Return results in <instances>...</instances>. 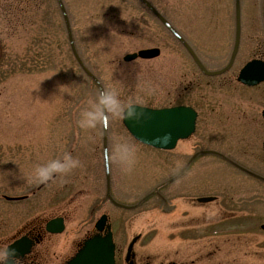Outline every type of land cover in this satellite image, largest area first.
<instances>
[{
  "label": "rangeland",
  "instance_id": "374dc122",
  "mask_svg": "<svg viewBox=\"0 0 264 264\" xmlns=\"http://www.w3.org/2000/svg\"><path fill=\"white\" fill-rule=\"evenodd\" d=\"M149 1L210 68L224 63L233 40V0ZM62 2L78 54L104 89L115 91L124 102L154 107L189 102L199 116L194 133L179 146L217 149L246 161L264 175L261 151L264 121L260 115L264 107V82L243 86L221 76L205 77L176 38L140 0ZM262 4L264 0H240L241 39L236 68L253 52L264 56ZM149 46L159 47V55L148 60H122L125 53ZM97 93L94 81L72 56L56 0H0V145L11 147L12 151V158L6 160L12 166L6 163L1 171L5 175L10 173L6 179L21 178L19 181L23 182V173L31 169L34 183L36 164L65 151L80 160L78 167L59 174V178H63L66 195L72 179L77 177L84 189L82 197L65 198L63 202L48 199L44 206L32 197L26 203L30 204V213L24 218L41 212L66 214L62 232L52 237L53 244L62 246L64 254L72 251L74 242L96 217L98 209L93 214L90 208L93 205L98 208L96 188L103 186V140L106 157L117 138L136 146L131 168L106 158L111 183L121 187L130 199V193L137 195L140 190H149L157 177L161 179L169 171L172 151L135 140L124 128L121 115L110 117L94 128H82L77 123L81 109L95 100ZM199 158L208 164L202 170L198 168L196 177L212 182L240 177L223 161L217 163L218 157L203 154ZM256 191L262 197L256 204V210L261 212L257 217L259 223L264 218V185L256 182ZM151 202L150 199L145 204L151 206ZM16 204L21 207L12 206L13 210L24 209L23 202ZM136 211L112 207L116 226H120V213L130 216ZM159 214L144 206L140 215H131L132 225L144 233L140 241L184 242V234L168 230L173 214ZM155 225L159 226L152 230ZM117 234L121 238L130 233L122 234L118 228ZM192 239L199 240L197 234ZM257 249L262 252L264 246ZM256 256L262 255L256 250Z\"/></svg>",
  "mask_w": 264,
  "mask_h": 264
},
{
  "label": "flooded vegetation",
  "instance_id": "af4514ba",
  "mask_svg": "<svg viewBox=\"0 0 264 264\" xmlns=\"http://www.w3.org/2000/svg\"><path fill=\"white\" fill-rule=\"evenodd\" d=\"M251 57L264 58L257 52H253ZM237 71L233 60L231 66L218 75L234 81ZM179 103L182 101L172 105ZM197 149L174 146L170 150L168 175L161 179L157 177L149 190H140L138 196L130 193L131 199L122 193L121 187L114 186L111 179L108 186L104 181L102 188H96L99 192L95 200L98 208L90 205V213L94 214L98 209L96 217L90 227L84 229L83 237L103 233L104 226L98 231L94 226L95 220L103 215L112 234L114 264H264V250L257 249L264 246V218L258 223V213L261 212L256 210L257 201L262 198L261 193L257 194L256 181L262 182V179L252 176L250 164L244 160L228 163L239 171L241 176L238 178H221L212 182L209 178L196 177L198 168L202 170L208 164L193 162L197 154L192 156ZM11 152V147L0 145V264L7 261L11 264H64L82 239L74 242L70 253L64 254L62 246L53 244L52 237L59 232L50 231L54 224L48 222L54 217H61L64 222L66 214L41 212L24 218L26 213H30V204L26 206V203L32 197L41 201L43 206L48 199L55 198L59 202L65 198L79 199L84 195V189L76 177L72 179L69 193L64 195L65 185L59 174L47 181L33 183L31 169L23 173V182L19 181L21 178L6 179L10 173L5 175L1 169H4L6 162H3L7 157L12 158ZM10 164L7 163L8 166ZM150 199L151 206L145 204ZM21 202L24 209L13 210L12 206L21 207V204H16ZM144 206L159 215L173 214L168 230L184 234V242L140 241L144 233L132 225L130 218H134L131 215H140ZM112 207L137 211L130 216L120 213V226H116ZM118 228L122 234H130L118 238ZM193 234H197L199 240L192 239ZM256 250L261 257L256 256Z\"/></svg>",
  "mask_w": 264,
  "mask_h": 264
},
{
  "label": "water",
  "instance_id": "95a60500",
  "mask_svg": "<svg viewBox=\"0 0 264 264\" xmlns=\"http://www.w3.org/2000/svg\"><path fill=\"white\" fill-rule=\"evenodd\" d=\"M148 4L146 0H141ZM60 10L62 12L70 44L75 58L83 66L77 53L73 48L71 41V35L68 27L67 16L61 0H57ZM239 5L236 0L235 3V45L232 52V56L235 53L238 44L239 37ZM161 22L178 38V40L184 45L187 51L192 55L193 59L197 63L200 69L203 67L191 48L183 40V38L177 33V31L167 22V20L159 13L155 12ZM158 53V48H146L140 49L135 53L127 54L124 59L133 58L136 55L141 57H151ZM220 72V71H218ZM239 79L247 84H254L264 79V63L258 60H252L247 62L241 69ZM99 89L101 85L98 83ZM138 105V104H137ZM264 117V110H263ZM195 111L188 106H175L166 108H149L138 105V114L134 117L122 116V121L128 131L137 139L142 142L151 144L156 147L170 148L174 145L175 140L179 137L187 136L194 128ZM264 148V140H263ZM57 225L53 228L54 231H60L62 229L61 220L57 219ZM103 220L99 222V228H101ZM66 264H113L112 258V242L110 233L104 236H92L84 240L83 246L79 251L70 258Z\"/></svg>",
  "mask_w": 264,
  "mask_h": 264
},
{
  "label": "clouds",
  "instance_id": "9594fccd",
  "mask_svg": "<svg viewBox=\"0 0 264 264\" xmlns=\"http://www.w3.org/2000/svg\"><path fill=\"white\" fill-rule=\"evenodd\" d=\"M138 114V105L132 101L124 102L117 93L110 89H99L95 100L89 101L82 108L77 123L82 128H94L110 117L124 115L134 117ZM136 146L124 138H117L111 146L107 159L116 162L121 167L131 168L135 162ZM80 160L71 152L36 164L33 169L34 178L38 182L47 181L54 175L67 173L78 167Z\"/></svg>",
  "mask_w": 264,
  "mask_h": 264
},
{
  "label": "bare ground",
  "instance_id": "6f19581e",
  "mask_svg": "<svg viewBox=\"0 0 264 264\" xmlns=\"http://www.w3.org/2000/svg\"><path fill=\"white\" fill-rule=\"evenodd\" d=\"M150 47H154V46H150ZM155 47H157V46H155Z\"/></svg>",
  "mask_w": 264,
  "mask_h": 264
}]
</instances>
